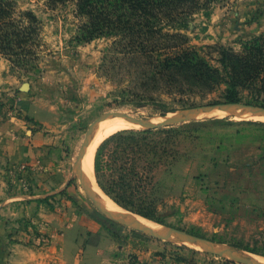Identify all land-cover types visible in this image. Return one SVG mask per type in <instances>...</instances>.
<instances>
[{
    "label": "rangeland",
    "instance_id": "1",
    "mask_svg": "<svg viewBox=\"0 0 264 264\" xmlns=\"http://www.w3.org/2000/svg\"><path fill=\"white\" fill-rule=\"evenodd\" d=\"M13 1L21 11H31L41 21L45 46L39 69L29 73L10 71L9 62L0 55L1 121L17 118L29 122L30 101L55 104L74 138V159L87 127L103 113L121 111L139 118L162 119L186 108L222 100L223 85L206 92L170 86L156 74L155 62L121 53L117 38L101 37L77 44L73 38L81 20L73 1L53 8L45 0ZM209 1L206 9L187 17V28L179 32L185 35L188 48L215 65L218 54L209 48L224 46L238 52L242 42L264 32V0ZM243 96L245 102L249 96L246 92ZM159 104L164 113L155 108ZM206 119L210 117L183 123L188 130L198 128L190 133L197 139L190 137L181 142V149L187 150L190 158L155 170L153 181L159 189V201L154 217L163 224L145 220L248 248L254 253H246L264 258V131L239 124L223 126ZM231 120L241 121L234 117ZM21 176L25 177L26 172L15 177H10L8 170L5 173L21 196H30V186H21ZM94 180L96 184L95 174ZM70 183L82 199L78 208L107 231V219L92 206L78 180L73 178ZM120 227L114 229L118 235V240L114 239L116 248L102 264H221L220 257L192 245L161 242ZM29 232L37 248L48 244V236L37 235L33 229ZM97 239L98 235H91L88 241Z\"/></svg>",
    "mask_w": 264,
    "mask_h": 264
},
{
    "label": "trees",
    "instance_id": "2",
    "mask_svg": "<svg viewBox=\"0 0 264 264\" xmlns=\"http://www.w3.org/2000/svg\"><path fill=\"white\" fill-rule=\"evenodd\" d=\"M70 1L81 20L73 38L77 44L101 37L117 38L121 53L141 55L152 64L155 62L156 74L170 86L206 92L223 85L222 100L212 103L242 102L246 92L249 96L246 103L264 107V32L242 42L238 52L224 46L209 48L218 54L215 65L186 46V37L179 31L187 28L188 16L207 8L209 0H45V3L53 8ZM41 30L42 23L33 12L21 11L13 0H0V55L9 62L10 71L29 73L39 69L45 46ZM155 108L160 113L166 111L160 104ZM217 118L206 121L223 126H253L264 131L261 121ZM195 130L182 124L155 130L126 129L109 135L98 145L94 156L98 188L118 207L163 224L154 217L159 201L156 196L159 189L153 181L155 170L190 158L189 152L181 149V142L190 137L197 139L190 134ZM106 224L109 235L118 240L114 229L121 227L108 220ZM219 260L221 264H236Z\"/></svg>",
    "mask_w": 264,
    "mask_h": 264
},
{
    "label": "crops",
    "instance_id": "3",
    "mask_svg": "<svg viewBox=\"0 0 264 264\" xmlns=\"http://www.w3.org/2000/svg\"><path fill=\"white\" fill-rule=\"evenodd\" d=\"M27 115L29 122L0 117V264H102L116 242L78 208L82 199L69 182L74 138L55 104L30 101ZM14 164L27 166L30 196L7 181ZM31 229L48 236V244L34 246ZM91 235L98 239L83 245Z\"/></svg>",
    "mask_w": 264,
    "mask_h": 264
},
{
    "label": "water",
    "instance_id": "4",
    "mask_svg": "<svg viewBox=\"0 0 264 264\" xmlns=\"http://www.w3.org/2000/svg\"><path fill=\"white\" fill-rule=\"evenodd\" d=\"M25 90L27 87L24 86ZM216 112L228 113L227 116L241 117L243 115L264 117V107L260 105H252L245 102H219L211 104L197 105L190 108L175 112L170 116H165L161 121L154 122L151 118L135 117L130 113H121V111L106 112L98 116L88 127L83 136V140L79 146L77 155L73 162L71 177L69 182L76 178L83 192L85 193L92 206L102 214L108 221L119 226L129 228L131 230L143 233L151 238L161 242L174 243L180 245H192L199 250L223 258L236 264H264V262L249 256L243 250L223 242H216L210 239L190 234L186 231L158 225V229L148 226L135 218V214L121 210L108 209L98 197L89 178L82 170V161L91 143L93 136L100 123L112 118L121 117L137 126L139 130H155L159 128H168L183 123L191 122L201 118L203 115L213 114ZM202 115V116H201ZM211 118V117H210ZM215 118V117H212ZM98 187V186H97ZM117 206V205H116Z\"/></svg>",
    "mask_w": 264,
    "mask_h": 264
},
{
    "label": "bare ground",
    "instance_id": "5",
    "mask_svg": "<svg viewBox=\"0 0 264 264\" xmlns=\"http://www.w3.org/2000/svg\"><path fill=\"white\" fill-rule=\"evenodd\" d=\"M121 113H124V112H121ZM227 115H228V113H225V112H216L213 114H208V115H203V116L201 115V116L202 117H226ZM234 119H236V120H239V119H241V120H253V121L264 122V117L251 116V115H243L241 117H234ZM151 120L154 122H158V121H161L162 119L151 118ZM133 128H137V126L130 123L126 119L121 118V117H112V118L100 123L95 134H94V136H93L91 143L88 146L87 152H86V154L83 158V161H82V170H83L84 174L91 181L94 189L96 190V192L98 194L99 200L110 210L120 211L121 209L118 206H116L109 197H107L103 192H101V190H99V188H97V186L95 184L94 173H93V161H94L95 151H96V148H97V145L99 144V142L104 140L109 135H111L117 131H120V130L133 129ZM135 218L138 221H141L148 226H151V227L158 229V225H156L154 223L148 222L145 219H143L137 215L135 216ZM195 248L199 249L197 247H195ZM249 256H252V257L258 259L259 261L264 262V258L255 256V255H249Z\"/></svg>",
    "mask_w": 264,
    "mask_h": 264
},
{
    "label": "built area",
    "instance_id": "6",
    "mask_svg": "<svg viewBox=\"0 0 264 264\" xmlns=\"http://www.w3.org/2000/svg\"><path fill=\"white\" fill-rule=\"evenodd\" d=\"M27 170V166L25 164H14V165H11L9 166L8 168V173L10 175V177H15V175H19L20 173H24L26 172ZM20 182H21V186H27V182H26V177L24 176H21V179H20ZM41 241L44 242L45 239L44 237H41Z\"/></svg>",
    "mask_w": 264,
    "mask_h": 264
}]
</instances>
